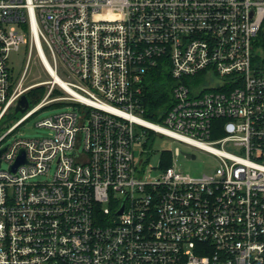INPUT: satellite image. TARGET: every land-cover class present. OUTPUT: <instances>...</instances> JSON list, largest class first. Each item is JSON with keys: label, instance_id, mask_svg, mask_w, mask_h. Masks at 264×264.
<instances>
[{"label": "built area", "instance_id": "2783aa9c", "mask_svg": "<svg viewBox=\"0 0 264 264\" xmlns=\"http://www.w3.org/2000/svg\"><path fill=\"white\" fill-rule=\"evenodd\" d=\"M35 55L46 94L9 126ZM160 59L175 86L157 123L142 83ZM54 102L72 109L48 135L4 145ZM152 133L218 165L191 176L176 149L151 167ZM1 150L0 264H264V0H0Z\"/></svg>", "mask_w": 264, "mask_h": 264}, {"label": "rangeland", "instance_id": "374dc122", "mask_svg": "<svg viewBox=\"0 0 264 264\" xmlns=\"http://www.w3.org/2000/svg\"><path fill=\"white\" fill-rule=\"evenodd\" d=\"M9 60H10V66L14 69V77L16 80H18V78L20 77V75H22V73L25 71L27 66V61H28L27 47L25 45H21L18 51H13L10 54ZM60 76L64 78L65 74L61 72ZM48 80H50L49 76L46 74L38 57L35 55L30 65L29 73L27 74L26 79L24 81V87L39 84V86H37L31 91L41 88L42 89L41 91L43 93L35 101V104H31L30 107L25 112H18V113L13 112L9 120V126L14 124L22 117H24L28 113V111L32 109V107H34L35 105L41 102V100L44 98V95L46 94L47 87L40 84ZM28 93L26 95H28ZM60 94L61 92L57 90L54 93L53 97H58L60 96ZM71 109L72 106L70 105L60 104L56 102L51 103L50 106L41 110L31 119L26 121L23 125L18 127L13 132V134L7 138L4 145L9 144L12 141L19 138L33 139L48 135L49 131L47 129L37 127V123L50 116H53L55 114L64 111H69ZM152 135L153 136H151L150 138L153 139V145L151 147L150 156H149V166L151 167L159 168L162 162L163 153L169 151L175 152L176 149H180L182 153H194L196 155V159L194 160L187 159L184 154L173 157V164L176 165L182 172L186 174H190L191 176L201 177L203 174L210 173V171H212L213 168L218 165V159L207 153L200 151H193L190 148H188L186 145L176 142L173 139L166 136L154 135L153 133ZM227 149L230 150V148ZM141 152H142L141 146L136 145L135 153H136V158L138 160L141 159L142 156Z\"/></svg>", "mask_w": 264, "mask_h": 264}, {"label": "trees", "instance_id": "16d2710c", "mask_svg": "<svg viewBox=\"0 0 264 264\" xmlns=\"http://www.w3.org/2000/svg\"><path fill=\"white\" fill-rule=\"evenodd\" d=\"M164 62V59H160L158 66L151 69L142 83L143 117L148 121L157 123L163 122L164 117L174 105L173 90L175 81L171 75L170 68ZM41 90L39 88L28 93L27 98L30 105L35 104V101L43 93ZM223 136L224 133L213 134L212 138L217 139ZM152 142L153 139H148L145 144L146 149L149 150L152 147ZM171 165V153L164 152L162 155V166L165 168Z\"/></svg>", "mask_w": 264, "mask_h": 264}, {"label": "water", "instance_id": "95a60500", "mask_svg": "<svg viewBox=\"0 0 264 264\" xmlns=\"http://www.w3.org/2000/svg\"><path fill=\"white\" fill-rule=\"evenodd\" d=\"M28 106H29V101H28V98L26 95H23L19 101V104H18V107L16 108V112H25L27 109H28ZM4 152V150H1L0 151V157L2 155V153ZM185 157L187 159H190V160H194L196 159V155L195 154H189V153H184ZM25 162V158L24 156L20 157L18 163L13 167V170H16V168L23 164ZM123 212V208L118 212V214H122Z\"/></svg>", "mask_w": 264, "mask_h": 264}, {"label": "bare ground", "instance_id": "6f19581e", "mask_svg": "<svg viewBox=\"0 0 264 264\" xmlns=\"http://www.w3.org/2000/svg\"><path fill=\"white\" fill-rule=\"evenodd\" d=\"M59 81H61V80H59ZM61 82H63V81H61ZM41 85H44V83H43V84H41Z\"/></svg>", "mask_w": 264, "mask_h": 264}]
</instances>
